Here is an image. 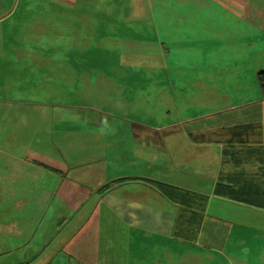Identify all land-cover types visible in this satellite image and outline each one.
<instances>
[{
    "label": "crops",
    "instance_id": "obj_1",
    "mask_svg": "<svg viewBox=\"0 0 264 264\" xmlns=\"http://www.w3.org/2000/svg\"><path fill=\"white\" fill-rule=\"evenodd\" d=\"M0 24L1 115L24 101L14 79L24 71L63 69L74 89L102 73L108 103L123 105L130 72L155 64L167 106L139 122L53 121L91 162L0 150L9 264H264V88L243 66L261 49L264 0H0ZM29 55L41 58L27 69ZM10 124L0 141H17ZM214 205L245 208L241 229Z\"/></svg>",
    "mask_w": 264,
    "mask_h": 264
},
{
    "label": "rangeland",
    "instance_id": "obj_2",
    "mask_svg": "<svg viewBox=\"0 0 264 264\" xmlns=\"http://www.w3.org/2000/svg\"><path fill=\"white\" fill-rule=\"evenodd\" d=\"M2 32V24H0V46L2 43ZM45 34L41 35V49H44L45 45H47V41L44 37L46 36ZM258 46L261 47L260 50H258V48L257 50H253L252 54H247V61L243 60V66H247V82L249 79L252 81L254 77L253 74H255L256 71L258 72L260 69H264V34L262 39H259ZM39 58L41 57L36 55L21 57L22 64L25 68H27L32 61L37 63V59ZM158 59L159 58L154 59V63H156ZM41 68L47 69V66H41ZM152 69L149 70L148 67L147 69H140V67H138L133 73L130 72L134 82H131V89L129 91L126 90L124 93V100L126 103L123 105H120L118 102L121 98L119 97L120 95H115L118 97H112L110 99L112 103H108L107 100L109 98L106 95H111L106 92L103 93L104 82L100 76L102 73H88L93 83L87 87L86 85L84 87L79 86L77 89H74L76 86L72 87L71 82H68L69 74L63 69L56 73L48 70H44L41 73L24 71L23 74H19L21 75L19 78V75L16 76V73L14 79L18 80V86H22L19 87V91L21 93L23 92L24 101L20 99L18 103L9 104L8 109L4 111L2 115L0 114V128H6L8 125H12L10 123L14 121L15 126H18L17 129H19L21 133L17 141L14 140L9 143H6L4 140L0 141V150H7V153L16 152L14 153L15 155L19 154L25 157L33 155L38 161H42L46 164L55 162L57 156L62 160L66 157L70 162H74L75 159L80 160V162H91L95 160L93 155H82L81 152L80 155H77L78 152L74 153L71 149L78 150L79 143H74L70 137H66L62 140L60 135L56 132L58 127L52 125L53 121L64 120L68 124L72 121L74 126L79 125L80 127H82L84 123L85 125L83 127L88 128L93 121L97 123L103 115H133L135 116V122H139L136 120L139 118L143 120L146 118L148 119L151 115H165L164 107L167 106L161 105L160 83L152 80L159 77L157 65L154 64ZM126 74L129 73L126 72ZM233 76H235L234 73ZM97 79L99 82L96 83ZM72 90L78 91L82 95L71 94L73 93ZM5 91L9 93L10 89L6 87ZM104 95L105 97H103ZM104 99L106 101L105 103H103ZM121 106L126 107V109H122ZM179 106L181 107V105ZM173 107L176 106L173 105ZM3 115L7 116L4 117ZM14 115L24 116L25 122L23 123L22 120L18 122V120L14 118ZM170 115L176 114L171 112ZM180 115H188V113L186 111ZM214 209L217 214L213 216H217L219 219L224 218L222 220L227 222V225L229 224V229H241V227L235 224L239 222L238 220L235 221V217L238 216L242 220L245 219V213L240 211L243 209L246 210L245 208L241 209L236 205L226 207L214 205L212 210ZM50 210L53 211L52 209ZM49 226V229L53 228L52 223H49ZM2 249L3 252L7 250L4 248ZM10 259L11 257L0 254V264H9Z\"/></svg>",
    "mask_w": 264,
    "mask_h": 264
},
{
    "label": "trees",
    "instance_id": "obj_3",
    "mask_svg": "<svg viewBox=\"0 0 264 264\" xmlns=\"http://www.w3.org/2000/svg\"><path fill=\"white\" fill-rule=\"evenodd\" d=\"M256 78L259 85L264 88V70L258 71Z\"/></svg>",
    "mask_w": 264,
    "mask_h": 264
}]
</instances>
